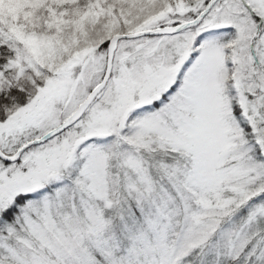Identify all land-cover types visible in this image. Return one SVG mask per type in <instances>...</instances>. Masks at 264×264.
Returning a JSON list of instances; mask_svg holds the SVG:
<instances>
[{"label":"snow or ice","instance_id":"obj_1","mask_svg":"<svg viewBox=\"0 0 264 264\" xmlns=\"http://www.w3.org/2000/svg\"><path fill=\"white\" fill-rule=\"evenodd\" d=\"M0 264H264V0H0Z\"/></svg>","mask_w":264,"mask_h":264}]
</instances>
